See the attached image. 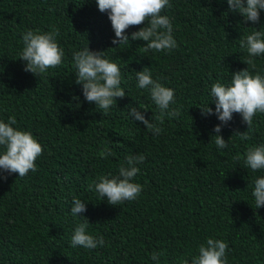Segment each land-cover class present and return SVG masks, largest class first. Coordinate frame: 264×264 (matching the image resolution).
<instances>
[{"label": "trees", "instance_id": "16d2710c", "mask_svg": "<svg viewBox=\"0 0 264 264\" xmlns=\"http://www.w3.org/2000/svg\"><path fill=\"white\" fill-rule=\"evenodd\" d=\"M170 4L161 14L177 47L145 53L146 42L131 40L142 25L125 31L129 44L112 43L115 33L96 0H0V121L14 117L12 127L30 132L43 148L35 172L0 179V264H183L209 237L227 242V264H264V206L256 208L252 195L264 170H251L243 159L248 148L264 145V113L253 118L251 131L233 113L220 132L228 147L218 149L213 128L220 121L199 109H215L211 87L230 85L233 72L264 76V54L252 68L240 47L253 32L264 33V10L253 24L229 10L227 0ZM54 27L62 63L38 77L24 71L22 34ZM87 47L121 70L126 95L106 114L76 83L73 53ZM141 70L174 90L169 110L179 109V116H166L159 135L128 115L136 107L159 124L149 89L138 87ZM243 131L249 139H240ZM106 147L113 155L101 158ZM138 154L145 160L136 165L133 182L143 188L135 200L113 206L89 188L101 176H118L126 158ZM73 198L85 203V218L71 214ZM85 219L103 246H71ZM154 252L162 253L158 261Z\"/></svg>", "mask_w": 264, "mask_h": 264}, {"label": "clouds", "instance_id": "9594fccd", "mask_svg": "<svg viewBox=\"0 0 264 264\" xmlns=\"http://www.w3.org/2000/svg\"><path fill=\"white\" fill-rule=\"evenodd\" d=\"M100 12L107 13L115 38L112 43L129 44V36L125 31L130 26H140L139 30L131 33V40H142L144 52L150 50L155 52L171 51L177 47L172 35L173 28L170 19L162 15L165 8L171 7L170 0H96ZM229 10L237 11L245 21L253 24L260 21V10H264V0H227ZM59 30L53 28L49 32H40L39 29L28 30L22 34L23 50L19 59L24 61V71L35 76L44 74L49 68H56L62 63L64 51L57 43ZM240 47L246 49L248 59L244 61L247 65L255 68V58L264 54V33L255 31L241 40ZM76 68V83L82 84L84 99L95 104L106 114L116 98L126 95L121 85L120 67L108 59L103 58L102 51H91L88 47L73 53ZM138 87L149 89L150 96L159 114L154 118L156 122L146 119L140 109L131 107L128 115L133 121L141 122L153 135H159L163 129L159 126L164 123L166 116L178 117L179 109H170L174 103V90L163 86L152 79L148 71L136 72ZM211 99H214L215 109L199 107L201 115H216L220 121L213 128L215 133V145L218 149L228 147V142L220 135L222 125L227 124L237 113L246 123L247 129L251 131L253 118L257 113H264V76L259 73L252 75L247 68L232 73L231 84L225 86L215 83L211 87ZM17 123L14 117H9L8 122L0 121V146L4 152L0 153V179H6L3 173H16L23 178L30 171L37 170L36 160L43 153V148L32 134L27 131L17 130L12 125ZM241 140L249 139V132H238ZM99 155L107 158L113 155L112 149L106 147ZM240 160L238 154L235 157ZM244 164L253 171L264 170V145L248 148L244 157ZM145 156L142 154L130 155L126 158L127 167L121 165L119 175L116 177H99L94 185L96 193L107 203L117 206L124 201L135 200L142 192L143 186L133 182V178L139 173L137 164L143 163ZM252 195L255 199L256 208L264 206V176L258 177L254 182ZM71 214L76 217H84L85 203L81 199L73 198L70 209ZM85 218V217H84ZM88 220L80 222L71 236V246L83 249H95L103 246L105 241L102 236L94 237L87 232ZM227 242L211 237L206 239L205 244L198 247V255L185 260L183 264H227L226 251ZM162 253H152V260L158 261Z\"/></svg>", "mask_w": 264, "mask_h": 264}]
</instances>
